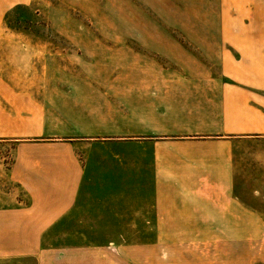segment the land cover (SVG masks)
<instances>
[{
  "label": "crops",
  "instance_id": "1",
  "mask_svg": "<svg viewBox=\"0 0 264 264\" xmlns=\"http://www.w3.org/2000/svg\"><path fill=\"white\" fill-rule=\"evenodd\" d=\"M242 2L230 0L232 9L260 25L214 33L228 46L219 74L202 67L170 73L152 59L142 73L40 78L56 84L41 88L48 97L38 102L50 112L32 113L25 108L31 99H21L22 110L8 115L16 122L0 123V142L15 144L6 170L0 165V184H17L26 197L0 207V227L226 226L244 219L234 152L247 136L264 135V0Z\"/></svg>",
  "mask_w": 264,
  "mask_h": 264
},
{
  "label": "rangeland",
  "instance_id": "2",
  "mask_svg": "<svg viewBox=\"0 0 264 264\" xmlns=\"http://www.w3.org/2000/svg\"><path fill=\"white\" fill-rule=\"evenodd\" d=\"M253 21L230 0H0V123L16 122L8 115L22 110L21 99H31L25 108L32 113L50 112L38 105L48 97L41 88L56 84L42 77L136 73L152 59L170 73L202 67L219 74L228 46L214 33L260 25ZM215 41L222 51L205 48ZM245 140L234 152L244 219L226 226L0 227V255L18 252L0 264H39L31 252L43 264H264V135ZM14 145L0 142L2 171ZM22 200L17 184H0V207Z\"/></svg>",
  "mask_w": 264,
  "mask_h": 264
}]
</instances>
